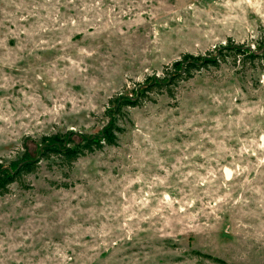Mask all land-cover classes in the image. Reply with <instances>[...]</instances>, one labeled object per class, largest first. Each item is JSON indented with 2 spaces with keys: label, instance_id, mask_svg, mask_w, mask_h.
Instances as JSON below:
<instances>
[{
  "label": "rangeland",
  "instance_id": "1",
  "mask_svg": "<svg viewBox=\"0 0 264 264\" xmlns=\"http://www.w3.org/2000/svg\"><path fill=\"white\" fill-rule=\"evenodd\" d=\"M231 40L264 47V0H0V160ZM171 86L0 196V264H264V58Z\"/></svg>",
  "mask_w": 264,
  "mask_h": 264
},
{
  "label": "trees",
  "instance_id": "2",
  "mask_svg": "<svg viewBox=\"0 0 264 264\" xmlns=\"http://www.w3.org/2000/svg\"><path fill=\"white\" fill-rule=\"evenodd\" d=\"M261 58H264V47L253 50L246 44L236 43L232 40L217 46L208 55L183 54L180 59L173 62L170 69L164 67L162 76H153L146 83L141 84L138 89H134L135 93H121L110 98L109 106L106 109L108 122L100 132L85 134L69 131L66 134L43 135L35 154L29 151L27 143L24 142L22 153L18 152L8 162H5V159L0 160V196L9 193L13 184L24 186L27 177L35 173L44 160H53L69 169L73 168L79 158L88 153L103 149L105 146L116 145L119 134L124 131L121 119L126 115V109L139 106L144 99L149 97L148 92L157 89L158 91L161 89L171 90V85H176L179 81L192 77L195 71L218 66L222 62L243 66ZM202 255L215 261H221L211 254Z\"/></svg>",
  "mask_w": 264,
  "mask_h": 264
}]
</instances>
